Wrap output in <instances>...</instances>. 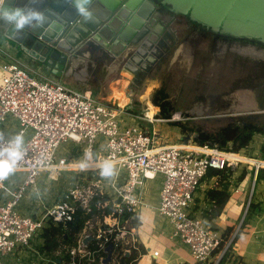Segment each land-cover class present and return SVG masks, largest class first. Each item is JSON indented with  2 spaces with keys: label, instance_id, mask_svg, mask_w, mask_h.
Segmentation results:
<instances>
[{
  "label": "built area",
  "instance_id": "1",
  "mask_svg": "<svg viewBox=\"0 0 264 264\" xmlns=\"http://www.w3.org/2000/svg\"><path fill=\"white\" fill-rule=\"evenodd\" d=\"M0 68L3 72L0 125L12 115L20 123L18 132L33 131L25 140L26 155L16 170L24 171L26 178L16 188L9 187L6 180L0 182V264H5L1 257L18 246H29L50 220L65 223L73 218L77 204L89 210L93 197L104 194L101 207L111 205V213L87 222L76 244L67 248L71 256L69 263L52 261V264H80L82 259L105 264L103 260L107 256L102 252L109 244L113 245L112 264L119 263L118 258L125 250L123 238L128 236L122 226L129 217H124L144 203L146 182L157 175L163 177L158 212L171 225V237L185 244L200 264H220L227 251L230 256L235 234L225 241L222 233L194 210L196 191L210 168L223 169L245 162L258 171L264 168V159L243 154L247 159L243 161L231 157L238 152L197 142H159L156 130L147 129L140 122V119L154 122L147 114L128 123L121 116L133 115L125 112L124 107L103 103L90 90H74L44 75L38 79L17 62H6ZM203 110L199 102L188 112L195 116ZM172 114L161 120L182 118H174ZM9 138L5 135V139ZM67 141L79 150L84 145V153L96 152L100 161L111 160L117 175L105 179L95 171L90 179H79L67 188L53 206H44L40 215L21 213L16 207L31 189L40 196L37 182L42 175L57 179L63 171H81V162L56 154ZM88 236L97 240L93 249L84 243ZM131 241L134 246L135 241ZM223 243L224 248L218 252Z\"/></svg>",
  "mask_w": 264,
  "mask_h": 264
},
{
  "label": "rangeland",
  "instance_id": "2",
  "mask_svg": "<svg viewBox=\"0 0 264 264\" xmlns=\"http://www.w3.org/2000/svg\"><path fill=\"white\" fill-rule=\"evenodd\" d=\"M170 27L175 38H171L170 46L164 55L140 81L124 68V57L118 60L109 58L108 63L116 65L111 67L109 71L103 65L105 54L95 49L91 50V56H88L89 61L96 63L95 67L92 63L87 65L88 70L85 66H80L76 69L77 73L74 76H62V83L74 90L88 89L91 92L90 87L94 84L99 87L98 94L93 95L92 93L94 98L103 103L117 106H120L118 105L119 98L116 96L117 92L113 94V91L114 89H121L129 97V101L123 106L125 112L133 115L124 114L121 116L128 123L139 116L146 117L149 106L155 105L152 102L153 92L157 88L164 87L168 92L169 99L174 104L173 117L179 118L181 116L182 118L173 121L161 120L165 118L160 115V107L155 105L157 112L153 123L150 124L148 121L140 119V122L147 129L156 130V137L159 142L194 143L195 133L183 132L180 123H185L186 126L221 128L228 125L232 119H244L264 127V57L249 55L240 50L248 45L262 50L264 45L247 40L219 37L214 39L210 32L202 31L186 16L174 18ZM176 49L180 50V54L177 59H174ZM185 53L192 55L190 62L186 60ZM31 66L33 67V64ZM27 71L38 79L44 75L36 74L35 72L38 71L31 70L30 67L27 68ZM106 75L107 77H105ZM109 77H111L110 82ZM91 80L94 83H90ZM245 89L253 91L258 105L257 109L243 111L236 109L243 102L241 96L242 90ZM199 102L204 106V110L202 114L193 116L188 111ZM236 122L241 124V120ZM254 138L250 143L251 148L249 144L248 147L241 150L240 154L264 159V152L260 151V145L264 142V133H256ZM72 147L73 143L70 141L62 143L56 152L57 156L69 157ZM83 147L84 145L75 155L76 162H81L84 158ZM95 155L97 156V153ZM244 165L248 169L253 167L249 163L242 162L233 164L232 168H243ZM94 173L95 171L92 170H67L61 172L57 179H50L46 175H42L37 183L42 185V191H48L45 198L47 197L51 199V203H55L60 195L66 191V188L79 179H90ZM21 175L26 176L24 173ZM17 176L18 173L15 172L5 183L8 186L10 183H15ZM32 201L27 193L20 200L16 209L21 212L23 207H31ZM40 233H37L29 246H18L8 255L2 256V261L5 264H48L50 260L52 264L51 258L55 255H61L65 248L61 246L59 251L50 254H44L40 250L35 252L33 249L37 250V245L41 244Z\"/></svg>",
  "mask_w": 264,
  "mask_h": 264
},
{
  "label": "water",
  "instance_id": "3",
  "mask_svg": "<svg viewBox=\"0 0 264 264\" xmlns=\"http://www.w3.org/2000/svg\"><path fill=\"white\" fill-rule=\"evenodd\" d=\"M23 5L27 0H13ZM33 7L43 9L50 24L13 34L0 21L6 44L20 58L29 59L43 74L61 78L77 51L98 49L109 58H125L124 68L136 75L147 73L164 55L161 44L177 16L205 27L214 39L247 40L264 45V0H94L93 21L78 17L69 0H34ZM196 134V133H195ZM253 189L250 195V201ZM249 205V204H248ZM93 239L88 236L84 243ZM124 254L129 256L133 243L123 238ZM105 251L103 263L111 260L113 245Z\"/></svg>",
  "mask_w": 264,
  "mask_h": 264
},
{
  "label": "crops",
  "instance_id": "4",
  "mask_svg": "<svg viewBox=\"0 0 264 264\" xmlns=\"http://www.w3.org/2000/svg\"><path fill=\"white\" fill-rule=\"evenodd\" d=\"M170 36L172 35L170 34ZM26 58L27 57L24 59L20 58L16 55L15 51L8 47L3 31L0 30V66L6 62H17L25 69L30 67L31 70L38 71L35 72L36 74H43L34 65L32 67L30 64L32 62ZM106 60L107 58L105 56L103 65L110 71V68L116 65L110 62L108 63ZM91 63L93 64V67H95L96 63L88 60V55L85 54V51H77L72 56L69 66L63 76L72 77L77 73L76 69L78 67L85 66L87 69V65ZM2 74L3 72L0 68V83ZM44 76L57 79L46 73ZM105 77H107V75ZM58 80L61 81V78H58ZM110 81L111 77H109V82ZM115 93L118 98L119 94L123 93V91L121 89H114L113 94ZM20 127L18 119L12 115H8L6 121L0 125V131H3L6 136L11 138L18 132ZM32 133L33 131L31 129L27 130L24 134L25 140H27ZM254 139L255 138L253 137V140ZM263 144L264 142L260 145V151H262ZM249 147L251 148V144ZM78 151L79 149L73 144L70 157L75 159L76 153H79ZM258 171H256L254 167L248 169L244 165L243 168L234 167L231 175L225 179L208 175L202 180L196 191L193 204L197 209L195 211L198 214H204V211L211 206L206 200L207 191L212 188L221 189L219 186L221 183L230 181V196L226 201L222 212L218 216L207 220L213 228L221 233H224L226 229L231 226L235 227L236 232L240 229L230 251L231 257L229 256L223 264H264V170L260 173V178L257 180ZM16 172L18 173V176L15 183H10L11 186H9L11 188H16L26 178V176L21 175V173L26 175L24 171ZM162 181V175H157L154 179L147 180L144 190V203L133 211L128 218L130 219L131 216L134 215L135 221L134 228L131 232H127V237L135 241L133 248H144L143 252L140 253L138 257V263L200 264L194 259L189 248L185 244L178 239L171 237V225L168 220L158 212ZM234 184L236 185L234 186ZM37 189L40 196H38V193H36L35 190L31 189L28 192V197L33 200L32 206L23 207L21 213L39 215L40 212L43 211L44 206H53L58 202L62 195H60L55 203H51V199L47 197L45 198L46 192L48 191H42L41 184H37ZM252 189L253 195L251 200L255 205V210L243 225V221L249 209L248 204L251 202L250 195ZM28 211H30V213H28ZM34 251H39V245H37V250L34 249ZM154 252H158V255H155Z\"/></svg>",
  "mask_w": 264,
  "mask_h": 264
},
{
  "label": "trees",
  "instance_id": "5",
  "mask_svg": "<svg viewBox=\"0 0 264 264\" xmlns=\"http://www.w3.org/2000/svg\"><path fill=\"white\" fill-rule=\"evenodd\" d=\"M90 83H94V81L91 80ZM90 88L92 89L93 95L98 94V86L93 84ZM152 102L153 104L160 107V115L163 118H169L174 111V104L169 99L168 92L164 87L155 89L152 96ZM237 120H241V124L237 123ZM179 125L183 132L196 133L193 137L194 142H197L201 145L208 144L209 146L232 152H241V150L248 147V145L253 141V137L256 133H264V127L262 125L244 119H232L228 125L221 128H209L196 125L186 126L185 123H180ZM261 150L264 152V144ZM94 154H96V152ZM233 170L234 168L232 167H225L223 169L210 168L207 171L205 177L209 175L225 179L231 175ZM263 170L264 168L259 169L257 180L260 178V173ZM235 185L236 184H234V186ZM219 186L221 189L212 188L207 191L206 200L211 204V206L204 211V214L202 213V216L206 220L218 216L222 212V209L230 196V181L221 183ZM105 197L106 194L95 195L92 199L89 210L84 209L82 206L77 204L73 218L65 223H56L50 220L47 226H45L40 233L42 243L39 245V250L44 254H50L57 250L59 251L61 246H64V252L61 255H55L51 259L54 262L69 263L71 256L68 253L67 248L76 244V241L85 228L87 222L103 219L105 215L111 213V205H108L105 208L101 207ZM194 210L197 209L194 207ZM254 210L255 205L251 200L249 203L248 212L243 221V225L246 223L247 218L253 214ZM128 217L129 215H126L124 218L127 219ZM239 232L240 229L236 232L235 227L231 226L228 227L224 233H222V235L225 237V241H228L229 237L235 233V236L230 244L231 249ZM96 244L97 240L92 239L88 244V248L93 249L96 247ZM224 245V243L221 245V247L218 249V252L224 248ZM143 250L144 248L141 247L138 249L132 248V252L129 256L122 254V256L118 258L119 263L117 264H139L138 257L140 253L143 252ZM102 254L107 256L106 251H103ZM228 256L229 252L227 251L221 259L220 264H223V262L228 259ZM80 264L97 263H88L85 259H82ZM107 264H112V260H110Z\"/></svg>",
  "mask_w": 264,
  "mask_h": 264
},
{
  "label": "clouds",
  "instance_id": "6",
  "mask_svg": "<svg viewBox=\"0 0 264 264\" xmlns=\"http://www.w3.org/2000/svg\"><path fill=\"white\" fill-rule=\"evenodd\" d=\"M78 17L85 22L93 21L91 5L94 0H69ZM34 0H27L23 5L16 4L13 0H0V21L9 26L13 34H20L26 29H37L50 24L47 13L40 8L31 6ZM26 155L25 137L23 131L5 139V133L0 131V182L7 180L15 174L18 163ZM81 170L98 171V174L105 179L117 175L115 164L99 157L91 152H85L80 164Z\"/></svg>",
  "mask_w": 264,
  "mask_h": 264
},
{
  "label": "bare ground",
  "instance_id": "7",
  "mask_svg": "<svg viewBox=\"0 0 264 264\" xmlns=\"http://www.w3.org/2000/svg\"><path fill=\"white\" fill-rule=\"evenodd\" d=\"M243 53H246V54H249V55H253V56H263L264 57V49L262 50H258L256 49L254 46H247L246 48H241L240 49ZM179 54H180V50L179 49H176V52H175V57L174 59H177L179 57ZM185 57H186V60L188 62L191 61L192 59V55L189 54V53H185ZM240 94V93H239ZM254 93L253 91L251 90H242V96L241 98L243 99V102L238 105L236 107V109L238 111H243V110H252V109H257L258 108V105H257V102L255 101V97H254ZM119 105L121 107L125 106L126 103L129 101V97L124 94V93H120L119 94ZM157 112V107L155 105H150L149 106V110L146 111V114L148 117H152L154 119L155 117V114ZM189 146H192L191 144H189ZM231 157H236V158H239L243 161H247L246 157L241 155L240 153L239 154H234V155H231ZM81 168V167H79ZM134 221H135V218H134V215L131 216L130 219L126 220L122 226V230L125 231V232H128V231H132L133 228H134Z\"/></svg>",
  "mask_w": 264,
  "mask_h": 264
},
{
  "label": "flooded vegetation",
  "instance_id": "8",
  "mask_svg": "<svg viewBox=\"0 0 264 264\" xmlns=\"http://www.w3.org/2000/svg\"><path fill=\"white\" fill-rule=\"evenodd\" d=\"M195 25H197V24H195ZM198 26L200 27L199 29H201L202 31H204V32L207 31L205 27H201L200 25H198ZM171 38H172V36H170V34H168V35L166 34L165 41L162 42V44H161V48H162L163 51L164 50H167L169 48V46H170V43L169 42H170ZM148 72L149 71H147V73ZM144 73H145V71H139L138 73H136L135 76H136L137 80L140 81L141 79H143L147 75V73L146 74H144Z\"/></svg>",
  "mask_w": 264,
  "mask_h": 264
}]
</instances>
